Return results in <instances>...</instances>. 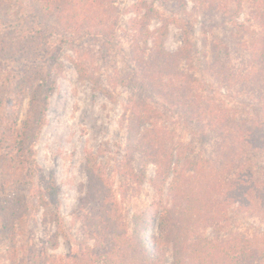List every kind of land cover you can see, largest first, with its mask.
Here are the masks:
<instances>
[{
    "label": "rangeland",
    "instance_id": "rangeland-1",
    "mask_svg": "<svg viewBox=\"0 0 264 264\" xmlns=\"http://www.w3.org/2000/svg\"><path fill=\"white\" fill-rule=\"evenodd\" d=\"M252 1L109 0L106 18L90 25L71 21L72 32L48 20L38 1L2 0L0 34L24 44L33 39L42 52L21 57L19 49L8 48L3 53L0 100L10 96L16 77L32 64L50 73L56 85L36 136L24 146L23 163L15 155L0 165H11L0 177L20 178L5 192L0 189V241L17 250L16 264L27 261L30 252L66 260L81 244L94 247L90 234H104L111 214L131 238L123 264H173L176 242L184 248L183 264H204L208 244L215 250L217 242L233 238L248 255L235 251L230 264H264V129L223 168L216 132L190 124L180 105L164 99L161 86L187 82L206 101L203 107L213 105L218 115L228 112L246 127H264L260 92L237 76L255 68L256 84L264 78V30L250 16ZM10 10L13 18L5 19L2 12ZM184 30L190 46L184 59L171 62L166 56L174 58L185 47ZM256 40L261 47L254 49ZM166 64V71L158 70ZM30 95L12 116L19 129L30 119ZM132 101L147 106L140 107L147 122L142 129L155 124L163 157L170 159L167 178L146 155L130 154ZM8 113L1 103L0 124ZM186 161L215 167H204L206 175L186 170L172 197L173 170ZM155 210L167 215L153 218ZM144 213L145 227L135 233L133 218Z\"/></svg>",
    "mask_w": 264,
    "mask_h": 264
},
{
    "label": "trees",
    "instance_id": "trees-1",
    "mask_svg": "<svg viewBox=\"0 0 264 264\" xmlns=\"http://www.w3.org/2000/svg\"><path fill=\"white\" fill-rule=\"evenodd\" d=\"M30 1H38L41 3V6L44 10V16L48 20L54 21L64 30H70L72 32L75 30V27H72L71 21H78V24L81 22L83 23V21L86 20V24H89L88 21L106 18V16L112 10L111 3H107L109 0H71V3H69L68 0ZM252 2H254V6L251 10L250 16L253 18V20L260 21L259 23L263 31L264 0H253ZM2 8V0H0V10ZM13 12L14 10H10V12L4 11L2 14L5 15V19L11 17L13 18ZM108 30L111 32V28L108 27ZM107 32L108 31L106 29V35ZM9 35L0 34V72L1 69H4L2 67V58H5L3 53H5L8 48H11L12 50L19 49V54L21 57H28L29 55L34 56L37 54L40 55L42 52V50H40L42 45L39 44L37 48H35V43L31 41L33 39H29L28 43L24 44L20 42L21 40L8 38ZM108 36H110L109 33ZM183 36L185 40V47L181 49L180 53L174 58L171 56L169 57L168 55L166 56L168 57V60H172L171 62L184 59L183 53H186L188 49L187 46H190L188 42L189 37L186 30H184ZM252 45L254 46V49L261 47L259 40L254 41ZM83 58L84 56L80 55V60H83ZM260 58L261 60L264 59V54H261ZM76 67L78 69V73L82 77H87L81 64L76 63ZM166 68L167 64L158 70L166 71ZM226 73V78L230 77L229 69H227ZM258 73L259 72L255 68H250L248 73H246L244 76L241 71H238L237 76H241L238 81H248V83H251L253 87L256 88L258 92H260L259 99L260 102L264 104V95L261 93L262 90H264V88H262V86L264 87V78L261 76V84L257 85L256 82L258 78H260L257 75ZM261 73L264 76V70H262ZM232 79H228V82L233 83L231 82ZM162 84L161 86L163 88L164 99L170 104L176 103V105H180L185 110V118L188 117L190 124L202 126L203 130H207L208 133V130L213 131V133L216 132L214 133V136H216L218 141H221L218 147L220 154H222L219 164L222 165L223 168L233 162L237 156H239L240 150L242 148L248 147L249 143H252V140H255L256 135H258L260 132H263L264 127L260 126L258 123H254V125L246 127V122L235 119L234 115L228 112L218 115L217 111L214 110L213 105L203 107L206 101L204 103V99L201 96H196L193 93L194 90L189 84H187V82L180 81L181 85L175 88L168 82ZM55 87V83L51 80V74L45 73L42 68L34 66L33 64L28 66V68H26L20 74V76L16 77V82L14 83L13 91L10 92V96L5 100H0V104H4L5 110L9 111L8 116L11 115L9 117L3 118V122L1 121L2 123L0 124V165L5 159H9L15 155L18 159L16 162L23 163V159L21 158L25 157L26 152V150H24V146L26 143H28V141L36 136L35 131H37L38 127L40 126L39 116L44 112L48 97H50L54 92ZM97 87L98 89L102 90V88L99 86ZM4 91L5 86L0 82V94ZM29 91L31 93L29 110L30 119H27V121L24 122L22 127L19 129L17 127L16 119H12V116L15 117L14 114L16 115L19 112L20 104L26 93ZM130 104L133 114L130 129L128 130V139L131 142L130 154L142 153L143 155H146L148 161L154 162L158 166L160 170L158 175L160 177L167 178V175L170 172V159H165V156L163 157V152H161L162 144L160 143V138L157 132L154 130L155 124L148 122L151 124V129H142L147 122L144 115L140 112V107L147 106L136 101H132ZM230 116H233V119L232 117L230 118ZM185 123L188 125V122ZM210 134H212V132ZM206 162L207 161H200L199 163H196L186 161L184 162L182 169L176 168L173 170L175 180L174 183L170 184L172 197H175V194L177 193L176 191L178 187H176V185L178 183L180 184L181 180L185 178L184 174L186 170L202 175H206L204 167L214 170L215 165L212 166L210 162H207V164ZM10 167L11 165L8 166V169H10ZM93 167L94 166H92V168ZM8 169L4 168L3 166L0 167V174L5 173L4 171ZM20 171H22V169H14L15 173ZM18 178L19 177L15 179L10 178L12 180H9L7 178L0 177V189L5 192L7 187H10L15 183L19 184L20 180H18ZM42 202L44 203V201ZM104 203L107 204L109 202L108 200L104 199ZM209 205L210 203L207 204V206ZM147 214L148 213L136 215L133 218V223L136 229L135 233L141 232L144 229L146 219L148 218ZM150 214L152 215L150 216L153 218L160 214V219L163 220L167 215V212L165 210H163V212L155 210L154 212H150ZM105 215L107 216V214ZM100 218L102 219L101 216H98V219ZM119 220L120 218L116 223H114L113 214L110 216L108 215V224L110 225V221H112V223L110 226L107 224L104 226V232L102 231L104 234H102L101 231H99L98 235L96 232H92V234H90L92 239L96 240V245H94V247H90L86 244H81L80 251L78 253L71 254L68 258H66V260H55L46 254H42L41 257L40 255L38 256L36 252H30L26 255L28 257L27 261H22L20 264H123V248L130 247L131 238H128L127 234H124L122 229L116 226ZM91 223L92 222L90 220L88 222V225L90 224L89 227H91ZM57 227L58 229H62L59 220H57ZM5 230H8V226L4 227V231ZM243 243H246V241L243 240ZM0 245V264H16L12 258L17 256V250L11 248V246L8 247L7 243L5 245V243L1 241ZM208 246H210L211 253L205 257L206 260L202 259L204 264H230L233 259L236 261L234 258L235 251H238L243 255H248V253L243 250L242 241L237 238H233L222 243L217 242V244H215V250L214 246L211 244H208ZM55 247L56 245L54 248ZM173 252V264H183L184 248L176 242L173 244Z\"/></svg>",
    "mask_w": 264,
    "mask_h": 264
}]
</instances>
